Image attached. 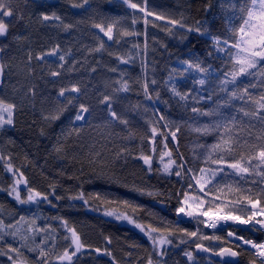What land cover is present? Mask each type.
<instances>
[{"label":"trees","instance_id":"16d2710c","mask_svg":"<svg viewBox=\"0 0 264 264\" xmlns=\"http://www.w3.org/2000/svg\"><path fill=\"white\" fill-rule=\"evenodd\" d=\"M131 2L140 7L146 3V10L154 15L145 16L124 0H89L83 7H73L82 0H7L13 14L5 16L8 31L0 40L5 72L0 99L16 108L12 127L0 131V264H13L14 260L16 264H62L57 257L66 249L74 251V246L69 247V228L79 234L84 245H91L87 250L93 252L79 254L72 264H120L123 259L127 264L141 262L146 256L152 264H159L158 248L121 224L125 217L128 223L131 220L143 227L146 235L150 231L166 236L173 246L163 253L170 256L163 264H172L175 256L169 253L183 252L189 246L185 242L194 237L187 233H206L201 225L178 222L176 216L185 193L191 195L194 186L189 185H193V176L199 175L200 168H224L209 188L219 183L238 184L244 189L242 194L228 196L206 190L212 198L220 196L224 202L239 200L237 205L251 206L243 198L249 196L258 201V208L264 207V176L260 175L264 165L256 167L258 159L252 161L255 171L243 180L226 164L206 162L211 146L225 133L223 126L214 125L228 123L232 116L237 117L233 134L238 132L249 144H264L256 139L262 127L256 120L251 121L255 124L252 136L246 127L241 130L249 118L238 109L250 105L232 101L215 117L197 116L191 111L192 107L207 111L227 99L220 81L231 79L224 75L231 70V60L228 52L220 49L228 45H217L213 38L231 42L227 18L234 11L228 5L238 7L242 0ZM42 14H55L60 20L45 21ZM94 23L116 24L111 43L95 30ZM233 23L238 25L239 20ZM64 25L72 27L65 29ZM197 27L203 34L189 31ZM124 31L131 34L122 35ZM57 46L56 55H47ZM42 54L44 59L38 60ZM61 55L64 61L59 59ZM197 64L208 71L200 72L194 67ZM52 72L60 75L52 76ZM260 79L240 78V83L256 84L250 91L259 97L264 92ZM125 83L127 91L121 90ZM73 85L80 91L59 95L61 88ZM235 86L228 84V91ZM173 87L188 94L187 101H180ZM104 96L111 98L112 110L126 124L112 119L107 104L101 103ZM81 104L89 111L82 113L84 119L76 120ZM53 113H59V119L45 118ZM205 125L209 127L206 134L194 130ZM172 132H176L175 139ZM255 152L258 154V147ZM165 153H171L177 163L170 176L162 175L157 166ZM142 156L154 160L151 169ZM227 159L231 162L230 157ZM19 173L27 180L26 189L17 183ZM29 190L34 196L30 201ZM162 204L166 211L158 208ZM243 212L233 213L248 219ZM230 230L257 244L264 242L262 232ZM215 236L228 242L227 232ZM229 246L238 251L239 264L256 261L252 252L231 243ZM12 248L18 252L10 251ZM130 249H140L142 254L129 260L125 255ZM41 250L45 257L39 255Z\"/></svg>","mask_w":264,"mask_h":264},{"label":"snow or ice","instance_id":"6c2138e0","mask_svg":"<svg viewBox=\"0 0 264 264\" xmlns=\"http://www.w3.org/2000/svg\"><path fill=\"white\" fill-rule=\"evenodd\" d=\"M88 2L89 0H82V3L73 4V7H83ZM124 3L128 4V6L132 9L139 8V10L141 12H144L146 16L154 15V13L147 11L144 7H140L138 3L131 2V0H124ZM221 7L223 8L224 5H221ZM228 7H230L234 11V15L227 18V23L231 31V42L229 40L221 41L219 38H213L214 43L217 45L221 43L228 45L227 49H220L221 51H227L231 60V70L224 74L226 77L230 76L231 79H224L220 81V84L222 85L220 90L227 93V99L223 101V103H218L215 108L209 109L207 111L198 107H192L191 111L197 116L215 117L221 115V107L229 105L232 101L240 100L246 105H250L249 107L242 106L238 109V112L242 113L243 117L249 118V124L247 126L241 125V130H244V128L246 127L248 130V135L252 136L253 133L251 129L255 128V124H252L251 121L256 120L259 124L262 125L259 133L256 134V139L264 141V92L260 93L259 97H257L250 91V89H254L257 87L256 84L251 82H248L247 84L240 83V78L259 76L261 78L260 85L264 86V0H246V2L242 0L241 4L238 7L234 3L229 4ZM12 14V10L9 7L8 3H6V0H0V36H6L8 31V25L4 22L2 17L11 16ZM161 18L162 17L157 16V19ZM42 19L45 21L50 19L60 20V17L55 14H52L51 16L42 14ZM235 20H239L238 25H235L233 23V21ZM133 23H135V21H133ZM145 23L147 24L148 21L145 20ZM170 23L177 24L179 22L170 21ZM92 26L94 28H98L100 32L104 33V35L108 37L109 40L113 39V31L116 27L115 23L108 24L107 26L102 23H94ZM64 27L65 29H68L71 28L72 25H64ZM181 27H183V25H181ZM189 31H196L197 33L203 34L199 27L195 29L189 28ZM121 34L130 35L131 33L124 31ZM103 46V43H101V48ZM57 50L58 46L57 48L52 49L51 52H49L47 55H56ZM96 50L98 51L99 49ZM0 51H3V49L0 48ZM31 58V54H29V60H31ZM36 58L38 60H43L44 55H38ZM59 59L61 61H64L65 57L61 55L59 56ZM2 67L3 66H0V71H2ZM61 67H63V65H61ZM189 67H193V65L190 64ZM194 67H196L202 73L208 71L198 64ZM51 75L58 76L60 75V73L52 72ZM153 83H155V81H153ZM199 83L203 85L205 81L201 79L199 80ZM228 84H233L236 86L229 92L227 88ZM144 88L145 95L148 96L147 84L144 85ZM121 90H128V86L126 83L122 86ZM67 91L79 92L80 89L75 85H73L70 89L61 88L59 95L64 96L65 92ZM172 92L179 98L180 101H187L188 94L177 91L175 87L172 88ZM211 98L212 96L209 95L208 99ZM200 99L203 98L201 97ZM110 100L111 98L109 96H104L101 103L107 104L109 114L113 120H120L121 123L126 124L127 121L122 120L118 116V114L114 110H112L111 104L109 103ZM69 103H71L70 100ZM15 108V104L7 103L4 100L0 99V127H2L4 124H12V117ZM88 111L89 109L85 105L81 104L80 112L76 115V120L84 119L82 113H87ZM45 118L51 120L59 119V113H53ZM161 119H163V117H161ZM236 124L237 117L232 116L228 120V123L221 125L219 122H217L214 125V127L216 128L223 126L225 129V133L220 137L216 144L211 146L212 153L208 155L206 162H210L216 165L226 164L228 168L233 170L235 175L239 176L243 180L245 179L247 174L255 171V168L252 166L253 160L258 159L259 161V164L256 165V167L264 165V144H261L260 146L249 144L248 140L241 139V136L238 132L233 134V128L236 126ZM194 130L196 132H203L206 134L209 131V127L205 125L202 128H195ZM152 131L153 134H155L156 129L153 128ZM176 131H179V128H177ZM171 135L173 139L176 138V132H172ZM257 147L258 154L255 152ZM246 149L248 150L247 154L245 151ZM167 155L171 156V153H167ZM229 157L231 158V162H229L227 159ZM141 159L144 160L145 164L150 165V156H142ZM172 163H174V161L169 160V163L165 164L164 170L166 172L169 171V167ZM221 173H224L223 167H217L215 169L200 168L199 175L193 176V179L196 181V184L199 185V191L207 195L205 189L208 185H212L217 176ZM176 174L180 175V172H177ZM225 175L227 174L225 173ZM260 175L264 176V172H261ZM17 183H19V181H17ZM189 187L191 188L193 187V185L190 184ZM207 190L221 193L224 196H228L232 193L242 194L244 192V189H242L238 184H225L221 186L219 183H217L212 188H208ZM248 191H250V189ZM29 193L30 194L28 196V200L30 201L34 199V196L31 194V190H29ZM262 194H264V190H262ZM35 195L39 196L41 194L35 193ZM44 198L47 199V197ZM243 198L246 199L248 204L251 205V209L257 208L258 201L252 200L249 196H244ZM16 199H20L19 195L16 196ZM216 199H220V196H217ZM189 201H191V203H189ZM21 202L24 203L27 201ZM183 203L187 205L188 211H185V207L182 206L177 209L178 213H184L187 216H192L194 213H198L200 216H209L210 213H213L215 219L212 223L207 224L208 227L212 228L217 227V222L219 221H237L241 224H247L250 221L254 220V218L258 214L264 215V207L260 208L259 213H257L256 211H250L248 219L246 220L242 219L238 215H234L233 212L238 210L236 204L240 203L239 200H237L235 203H233L231 200H228L227 204H225L223 200H221L220 204H213L212 201H209L208 209L202 210V206L205 203L204 199L201 197L190 196L188 193H185ZM213 208H215V212H213ZM216 213L224 214L216 215ZM106 214L111 215L112 213ZM125 219H127V217H125ZM129 222L131 223L133 221L130 220ZM255 222L257 224H260L261 227H264V220H256ZM137 227H140L141 231H145V229L140 225H137ZM68 231L71 233V241L69 247L71 248L74 246V251L69 253V251L66 249L63 255L58 256L57 259L60 261H69L71 264L72 257L79 253L81 249L85 247V245L81 242L79 235L74 229L69 228ZM152 231H157V229H152ZM187 235L196 236L197 233L190 232L187 233ZM228 235L235 236V233L229 232ZM214 238L218 239V237ZM149 239L153 240V244L170 243V241L165 239L157 241L151 235H149ZM204 239H208V237H204ZM236 239L243 240L244 244H250L253 248H257L259 250L258 254L260 256H264V244H255L251 240H244L243 237L239 236H237ZM197 247H201V245L198 244ZM204 250L207 251L208 249ZM10 251L18 252V249L12 248L10 249ZM96 251L99 252L100 249H96ZM106 254L111 255V253L108 252H106ZM186 254L189 256V259H192L191 253ZM217 254L221 256L228 255L233 257L238 255L236 251H232L230 248H221L219 253ZM39 255L41 257H45L47 254L43 250H41ZM9 259H12V257H9ZM13 264H16L15 260L13 261ZM149 264H151V261H149Z\"/></svg>","mask_w":264,"mask_h":264},{"label":"rangeland","instance_id":"374dc122","mask_svg":"<svg viewBox=\"0 0 264 264\" xmlns=\"http://www.w3.org/2000/svg\"><path fill=\"white\" fill-rule=\"evenodd\" d=\"M6 3H7V0H6ZM144 8H146V4L144 3ZM145 15V13H144ZM146 16V15H145ZM2 19L4 20V17H2ZM95 30L101 35L103 36L108 43H111L113 41L112 40H109L107 36L104 35V33L100 32V30L98 28H95ZM5 36H0V40L3 39ZM14 115H15V110H14V113H13V117H12V120L14 122ZM13 122L12 124H4L2 127H0V131L1 130H4L6 128H10L12 127L13 125ZM169 160L171 161H174L173 157L172 156H169L167 155V153L163 154L159 160L157 161V166L159 167V171L161 172L162 175H166V176H170L171 174H173V172L177 169V163L174 161V163H172L169 167V171H165L164 170V166L165 164H168L169 163ZM13 162H15L14 160H12ZM153 163H154V160H151V163L150 165L148 164H145L146 167H148L149 169L152 168L153 166ZM221 174H219L216 178V180L219 179ZM215 180V181H216ZM214 181V182H215ZM213 182V183H214ZM20 184V183H19ZM193 188L191 189L192 193L190 196H196V197H201L204 199L205 203L204 205L202 206V210H207L208 209V202L209 201H212L213 204H220L221 203V200L220 199H215V198H212L211 196H209L208 194L205 195L204 193L200 192L199 191V185L196 184V181L193 180ZM211 185H208L207 188L205 189V191L210 187ZM189 203H191V201H189ZM225 204H227V202H224ZM183 207H185V211H188V208H187V205L183 203L182 205ZM236 207L237 208H242L244 209L245 211H241V210H237L235 212H243L244 214L246 215H249L250 214V211H256L257 213H259V210L260 208H256V209H251V206H242V205H237L236 204ZM213 212H215V208H213ZM234 212V213H235ZM233 213V214H234ZM179 216H180V220H192L193 221V225L194 226H199L201 225L203 229H205V231H207L208 233L214 235L215 237V234H219V235H222V232H227V241L232 243L233 245H237L239 248H243V249H246V250H250L253 254H255V258L257 260V258L262 262V264H264V256H260L258 253H259V250L257 248H253L250 244H244L243 243V240H237L236 237L239 236V237H242L241 235H239L238 233H236L235 231H232V230H228L229 227H225V228H219V229H211L210 227H208L206 225V221L204 219L205 216H200L198 213H194L192 216H187L185 215L184 213H178ZM221 214H224V213H216V215H221ZM209 215H213V213H210ZM236 215V214H234ZM240 216L242 219H247L241 215H238ZM184 218V219H183ZM256 220H264V215H257L254 220L250 221L249 223L245 224L244 226H239L238 228L243 230V229H249V228H256L257 230H259L260 232L264 233V227H261L260 224H257L255 221ZM117 221H120L119 219ZM124 226H128L129 228H133L134 231H136L137 233L140 234L141 238L144 239V241H146L149 245L152 246V248H158V254H162V256L160 257V264H163L165 260H167V257H164V252L165 251H169V250H172V246L173 244L172 243H163V244H160V243H156V244H153V240L152 239H149V235H151L155 240L159 241L161 239H165L166 240V236H162V235H159V234H153L152 232L148 231L147 235H146V232L145 231H141V228L140 227H137L135 226L133 223H128L126 221V219H122L121 221ZM191 222V221H190ZM237 222V221H236ZM238 225H241V223L237 222ZM204 231V233H205ZM200 231H198L197 235L198 236H194L192 237L190 240L186 241L185 244H190L191 246H195L199 241L203 240V236H201V233H199ZM229 232H234L235 233V236H229L228 233ZM78 234V233H77ZM79 235V234H78ZM217 237V236H216ZM244 240H249L247 238H243ZM81 240V239H80ZM261 244H264L261 243ZM89 248H92L91 245L89 244H86L84 248L81 249V251L79 253H77L75 256L72 257V261H71V264L73 263V261L76 259V257L79 255V254H82V255H87L89 253H93L92 251L90 250H87ZM175 248V246H174ZM173 248V249H174ZM186 253H191V256H192V259H189V256L186 254ZM98 254V253H97ZM142 253L139 250H136V249H130V251L125 255L129 260H131V258L135 255H138L140 256ZM170 255L172 256H175L174 259H173V262L172 264H185L184 262H188V264H212L211 262H200V260L196 257V253L193 252L191 249L189 248H186L185 250H183V252L179 253L178 251H171L169 253ZM101 255V254H100ZM99 255V256H100ZM102 256V255H101ZM100 256V257H101ZM184 262H183V261ZM143 261L146 263V264H149V259L147 260V256L143 259ZM143 261L141 262H138V261H129V263L127 264H141ZM62 264H70L69 261H61ZM120 264H126L125 263V260L123 259L122 260V263ZM152 264V263H151Z\"/></svg>","mask_w":264,"mask_h":264},{"label":"flooded vegetation","instance_id":"af4514ba","mask_svg":"<svg viewBox=\"0 0 264 264\" xmlns=\"http://www.w3.org/2000/svg\"><path fill=\"white\" fill-rule=\"evenodd\" d=\"M204 237H208V239H204ZM203 241L204 242L200 241L201 243L199 245L206 247L213 255H209L207 257L202 256L200 252H197L193 249V246H188L189 249H191L193 252L197 254L196 257L200 260V262L202 263L211 262L212 264H218V263L225 264L222 261H219V259L215 256V254H217L221 248H228L229 244L227 242H223L222 240H218L217 238H214V235L212 234L204 235ZM239 259H240V256L238 258L237 264H239ZM184 263L188 264V262H184Z\"/></svg>","mask_w":264,"mask_h":264},{"label":"water","instance_id":"95a60500","mask_svg":"<svg viewBox=\"0 0 264 264\" xmlns=\"http://www.w3.org/2000/svg\"><path fill=\"white\" fill-rule=\"evenodd\" d=\"M2 60H3V53H2V51H0V66H3ZM4 82H5V73H4V69L2 67V71H0V89L4 86ZM19 179L21 181V188L22 189H26V187H27L26 178L22 174H20L19 175ZM154 204L157 205V203H154ZM158 208L162 209L163 211H166V206L163 205V204L162 205H159ZM204 249H207V248L204 247V246H201V247H197L196 246V247H194V250L195 251L201 252V254L204 255V256L213 255L209 250L205 251ZM230 249L232 251H236V250H234L232 248H230ZM215 256L220 261H223V262H225L227 264H237L238 263V258H239V253H238V255H236L234 257L233 256H228V255L221 256V255H218V254H215Z\"/></svg>","mask_w":264,"mask_h":264},{"label":"bare ground","instance_id":"6f19581e","mask_svg":"<svg viewBox=\"0 0 264 264\" xmlns=\"http://www.w3.org/2000/svg\"><path fill=\"white\" fill-rule=\"evenodd\" d=\"M206 218V225L209 224V223H212L213 220L215 219V216H205ZM245 224H241V225H238V223L236 221H219L217 222V227L215 228H212L210 227L211 229H219V228H225V227H228V226H244Z\"/></svg>","mask_w":264,"mask_h":264}]
</instances>
